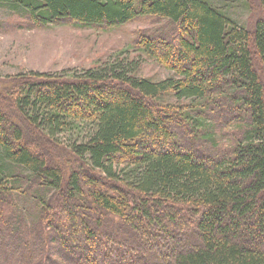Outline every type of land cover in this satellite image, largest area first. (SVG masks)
Returning a JSON list of instances; mask_svg holds the SVG:
<instances>
[{
  "label": "trees",
  "instance_id": "1",
  "mask_svg": "<svg viewBox=\"0 0 264 264\" xmlns=\"http://www.w3.org/2000/svg\"><path fill=\"white\" fill-rule=\"evenodd\" d=\"M0 8L37 28L164 22L136 46L173 74L139 78L120 55L6 79L0 264H264L263 20L248 28L213 0Z\"/></svg>",
  "mask_w": 264,
  "mask_h": 264
},
{
  "label": "rangeland",
  "instance_id": "2",
  "mask_svg": "<svg viewBox=\"0 0 264 264\" xmlns=\"http://www.w3.org/2000/svg\"><path fill=\"white\" fill-rule=\"evenodd\" d=\"M213 1L248 28L264 21V0ZM153 22L140 18L114 28L83 27L71 22L37 28L0 8V86L7 84L8 78L29 73L70 77L120 55L135 59L140 66L139 78L159 81L172 77L158 62L138 53L136 44L141 36L164 25L161 22L155 26ZM0 95L7 100L3 90ZM76 139L64 136L62 144L69 146ZM27 213L31 222L36 215L34 203L30 202Z\"/></svg>",
  "mask_w": 264,
  "mask_h": 264
}]
</instances>
